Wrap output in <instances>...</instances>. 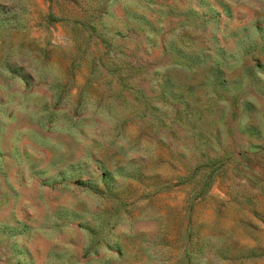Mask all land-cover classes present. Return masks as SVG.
Returning <instances> with one entry per match:
<instances>
[{"label":"rangeland","instance_id":"rangeland-1","mask_svg":"<svg viewBox=\"0 0 264 264\" xmlns=\"http://www.w3.org/2000/svg\"><path fill=\"white\" fill-rule=\"evenodd\" d=\"M0 264H264V0H0Z\"/></svg>","mask_w":264,"mask_h":264}]
</instances>
